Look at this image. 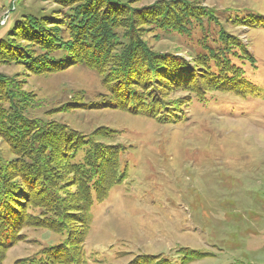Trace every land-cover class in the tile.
I'll list each match as a JSON object with an SVG mask.
<instances>
[{
    "label": "rangeland",
    "instance_id": "374dc122",
    "mask_svg": "<svg viewBox=\"0 0 264 264\" xmlns=\"http://www.w3.org/2000/svg\"><path fill=\"white\" fill-rule=\"evenodd\" d=\"M74 1L0 0V264H264V0Z\"/></svg>",
    "mask_w": 264,
    "mask_h": 264
},
{
    "label": "trees",
    "instance_id": "16d2710c",
    "mask_svg": "<svg viewBox=\"0 0 264 264\" xmlns=\"http://www.w3.org/2000/svg\"><path fill=\"white\" fill-rule=\"evenodd\" d=\"M74 3L77 4V7H76L75 10L72 11V14H70L71 16L70 17L68 16L70 18V21L72 20L71 28L73 27L72 30H74V31L85 32V26H86L85 24H87V19L85 17V14L83 13L82 9L87 5L88 0H83V2H82L83 4H79L78 0L74 1ZM118 5H120V4H118ZM121 6H123V5H120V7ZM100 9L103 10L104 8L103 7H100ZM192 17L193 16H191V14L185 15L184 20H182L181 25L179 26V29H181L185 34H188L189 33V28L188 27L190 26V22L191 21H197V22L201 21V20H196V19H194ZM95 29L97 31H99L100 33L103 32V28L100 27L99 25L96 26ZM84 36H85V33H84ZM86 37H88V36H86ZM55 44H57V43H55ZM224 54H225V52H224ZM232 56H234V54ZM55 65H59V64H55ZM50 68H52V66H50ZM235 70H237V69H235ZM15 111H13V113H16L17 112V111L15 112ZM13 127L16 128V125L14 124ZM24 130H26V129H24ZM72 143H73L72 146L68 149L69 152L67 151V157L70 156V155L72 157H74V155H76V153H78L79 151L82 150V147H83V145H85L84 143H86V142L84 140L82 142H76V141L74 142V141H72ZM31 149H32V147H31ZM86 157L87 156H85V155L83 156V159L81 157H78V160H76V162H77L76 164L78 166H81V165H85V163H86V166L88 167V160H89V158L91 156H88L87 159H86ZM85 159H86V162H85ZM115 159H116L115 156H111L110 157V161H108V162L112 163V167H110L111 168L110 169L111 170L110 171L111 173L109 175V178H107L108 181L104 185V188H101V183H102V181L104 179L103 177H101L100 181H99V178H98L97 182L95 183V185L93 187L95 193L97 191L98 194L99 193L101 194V198L102 199L107 195V193L110 191V189L113 186L116 185V178L115 177L117 176V171H118V168L119 167H118V165H116L113 162ZM27 164H30V163H27ZM98 174H100V173L98 172ZM82 189H83L82 191H84V194H85L83 199L87 200L88 199V189L87 188H82ZM89 194H91V190H90ZM4 199H3L4 202L2 200L0 201L1 202L0 215H1V219L2 220H4V218H6V216L10 212V205L8 204L7 199H6L5 196H4ZM48 206H50V205L48 204ZM7 209H9V212H7ZM0 226L4 228V223L3 222L0 223ZM194 254H195L194 257L193 256L189 257V261L190 260L197 259L199 256H202L203 255V254H199L198 252L197 253H194Z\"/></svg>",
    "mask_w": 264,
    "mask_h": 264
}]
</instances>
